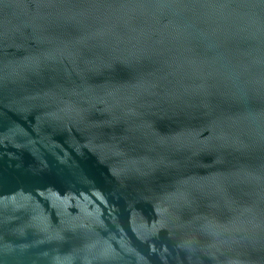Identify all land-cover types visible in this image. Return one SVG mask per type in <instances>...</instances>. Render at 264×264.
<instances>
[{
  "label": "water",
  "instance_id": "1",
  "mask_svg": "<svg viewBox=\"0 0 264 264\" xmlns=\"http://www.w3.org/2000/svg\"><path fill=\"white\" fill-rule=\"evenodd\" d=\"M0 264H264V0H0Z\"/></svg>",
  "mask_w": 264,
  "mask_h": 264
}]
</instances>
